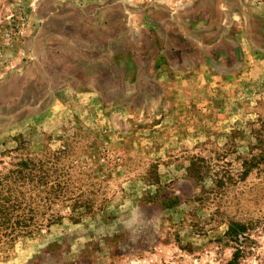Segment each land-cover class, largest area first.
<instances>
[{
  "label": "rangeland",
  "instance_id": "374dc122",
  "mask_svg": "<svg viewBox=\"0 0 264 264\" xmlns=\"http://www.w3.org/2000/svg\"><path fill=\"white\" fill-rule=\"evenodd\" d=\"M5 201L0 264H264V0H0Z\"/></svg>",
  "mask_w": 264,
  "mask_h": 264
},
{
  "label": "trees",
  "instance_id": "16d2710c",
  "mask_svg": "<svg viewBox=\"0 0 264 264\" xmlns=\"http://www.w3.org/2000/svg\"><path fill=\"white\" fill-rule=\"evenodd\" d=\"M7 206L0 205V231L3 234L14 238V233H18L22 230H27L29 219H22L23 210L19 207L18 202L10 203L9 201H5ZM25 217V216H24ZM243 225L239 223L231 222L228 226V235H238L241 231H243ZM226 264H237V258L234 255L233 258L228 261Z\"/></svg>",
  "mask_w": 264,
  "mask_h": 264
}]
</instances>
